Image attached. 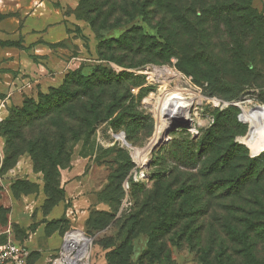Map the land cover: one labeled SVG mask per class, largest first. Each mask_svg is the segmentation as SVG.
Wrapping results in <instances>:
<instances>
[{
  "label": "rangeland",
  "instance_id": "rangeland-1",
  "mask_svg": "<svg viewBox=\"0 0 264 264\" xmlns=\"http://www.w3.org/2000/svg\"><path fill=\"white\" fill-rule=\"evenodd\" d=\"M162 3L157 15H146L149 22L114 14L107 23L101 18L96 31L76 10L87 29L70 28L59 56L78 57L76 66L52 88L22 93L0 121L3 137V123L25 100H61L65 77L75 78V127L61 165L44 174L22 148L4 166L24 158L54 198L59 170L74 158L84 163L89 206L72 228L91 239L89 264H203L204 221L222 215L221 205L264 204V132L251 136L242 118L264 115V0ZM26 56L36 63L25 64L31 72L40 68ZM181 96L194 97L189 122L170 125L155 143L165 109ZM20 183L23 190L35 186Z\"/></svg>",
  "mask_w": 264,
  "mask_h": 264
},
{
  "label": "crops",
  "instance_id": "crops-1",
  "mask_svg": "<svg viewBox=\"0 0 264 264\" xmlns=\"http://www.w3.org/2000/svg\"><path fill=\"white\" fill-rule=\"evenodd\" d=\"M77 6L78 0H0V121L22 93L46 91L76 66L78 57L59 56L65 52L61 43L70 28L87 29L75 14ZM27 52L40 68L31 72L26 67L32 63ZM4 160L5 141L0 137V245L7 237L20 240L30 252L28 264H48L67 231L82 222L84 206H89L82 185L84 163L74 158L70 167L59 170L60 194L50 200L44 181L24 158L10 167ZM22 180L33 182L34 188L19 189Z\"/></svg>",
  "mask_w": 264,
  "mask_h": 264
},
{
  "label": "trees",
  "instance_id": "trees-1",
  "mask_svg": "<svg viewBox=\"0 0 264 264\" xmlns=\"http://www.w3.org/2000/svg\"><path fill=\"white\" fill-rule=\"evenodd\" d=\"M121 1L123 4H120L119 0H78L76 10L96 31L97 23L101 21V18H104L107 23L113 19L114 14H118L116 19L126 15L131 19L141 20L144 17L149 22L147 14L155 12L157 15V10L160 12L159 9H162L160 7L164 8L162 0ZM146 8L149 10L147 13H145ZM162 13L165 15V11ZM125 37L121 35L119 39ZM67 78L65 77L66 81L60 92V94H67L61 100L49 98V96L39 102L25 100L22 106L15 109V112L3 123L2 135L6 149L4 164L7 157L18 155L20 149L25 148L32 157L34 168L41 170L44 174L48 166L50 171L52 167L61 165L59 155L67 143L68 134L72 132V127H75L71 124L73 122L71 119H73L74 110L72 87L76 82L75 78L68 80ZM85 93H88V90ZM59 115L62 117L61 120ZM63 118L67 124L64 123ZM85 120L86 117L82 119L83 122ZM79 121L81 122V119ZM78 132L76 131L74 136H78ZM240 176L241 179L244 178V174ZM20 182L22 181L17 183L18 188ZM46 182L44 179L48 193ZM48 194L51 196L50 200L57 199L60 189H58V197L53 198L50 193ZM220 209L222 215L207 219L199 226V234L202 236L200 246L203 249L201 255L203 264H264V204L242 201L221 205ZM209 212H211V205L205 208V213Z\"/></svg>",
  "mask_w": 264,
  "mask_h": 264
},
{
  "label": "built area",
  "instance_id": "built-area-1",
  "mask_svg": "<svg viewBox=\"0 0 264 264\" xmlns=\"http://www.w3.org/2000/svg\"><path fill=\"white\" fill-rule=\"evenodd\" d=\"M90 248L91 239L84 231L71 228L48 264H89ZM29 254L28 248L22 242L7 237L0 245V264H28Z\"/></svg>",
  "mask_w": 264,
  "mask_h": 264
},
{
  "label": "bare ground",
  "instance_id": "bare-ground-1",
  "mask_svg": "<svg viewBox=\"0 0 264 264\" xmlns=\"http://www.w3.org/2000/svg\"><path fill=\"white\" fill-rule=\"evenodd\" d=\"M193 103H194V97L185 98L181 96L179 97L178 101H176L174 104L170 105L167 109H165L164 116L163 118H161V120L157 124L156 132L154 133L155 143H158L160 140L166 137V131L168 130L169 126L175 123V120L170 118V116L173 113H175L177 110H179L181 115L187 118L188 121L190 120L188 110ZM263 116L264 115H262V113L256 112V111L255 112L250 111L248 114L244 113L242 118L245 121V123H249L251 136L259 137L264 132V117ZM167 118L169 119V121L166 120ZM175 119H177V117ZM243 139L248 144L250 145L253 144L252 139H249V138H243Z\"/></svg>",
  "mask_w": 264,
  "mask_h": 264
},
{
  "label": "water",
  "instance_id": "water-1",
  "mask_svg": "<svg viewBox=\"0 0 264 264\" xmlns=\"http://www.w3.org/2000/svg\"><path fill=\"white\" fill-rule=\"evenodd\" d=\"M174 114V115H173ZM170 118H172L173 120H175V123L173 124L172 127L174 126H180V125H183V124H186L188 123L189 121L187 120V118L183 117L180 113L179 110H177L175 113H173ZM177 117V119H175ZM167 133V131H166Z\"/></svg>",
  "mask_w": 264,
  "mask_h": 264
}]
</instances>
